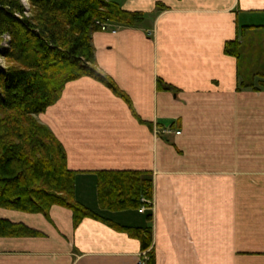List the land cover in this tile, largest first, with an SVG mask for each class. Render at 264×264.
<instances>
[{"label": "crops", "instance_id": "0c3cea01", "mask_svg": "<svg viewBox=\"0 0 264 264\" xmlns=\"http://www.w3.org/2000/svg\"><path fill=\"white\" fill-rule=\"evenodd\" d=\"M113 1L143 20L92 32L95 60L151 127L100 82L68 81L37 119L66 152L76 199L113 224L151 226L155 264H264V0ZM234 39L238 61L224 52ZM100 170L149 171L150 208L102 209ZM0 218L38 232L0 236V264L144 257L138 239L99 219L74 226L62 206L48 217L0 207Z\"/></svg>", "mask_w": 264, "mask_h": 264}, {"label": "trees", "instance_id": "16d2710c", "mask_svg": "<svg viewBox=\"0 0 264 264\" xmlns=\"http://www.w3.org/2000/svg\"><path fill=\"white\" fill-rule=\"evenodd\" d=\"M0 0V37L8 34L9 48L0 51V207L48 217L52 205L72 212L76 226L83 218L99 219L138 239L145 253L141 264H155L151 226L113 224L75 197V172L66 165V152L50 129L35 115L61 95L68 81L88 76L122 99L139 123L128 95L97 65L91 33L99 24L134 25L143 13L127 11L113 0ZM224 52L238 61L240 46L227 41ZM242 86H246L244 83ZM157 88L173 87L157 81ZM153 185L147 170H100L97 202L102 209L120 211L149 206ZM144 199V200H143ZM147 221L151 214L146 212ZM38 232L0 218V236Z\"/></svg>", "mask_w": 264, "mask_h": 264}, {"label": "rangeland", "instance_id": "374dc122", "mask_svg": "<svg viewBox=\"0 0 264 264\" xmlns=\"http://www.w3.org/2000/svg\"><path fill=\"white\" fill-rule=\"evenodd\" d=\"M21 2H22V4L24 5V7L26 8V11H25V14H30L29 12H28V9H29V2L27 1V0H21ZM106 26H107V24H105ZM108 28H106L105 30H107ZM100 30V29H99ZM105 30H101V31H105ZM10 39V37H9V35L8 34H3V35H1V37H0V51H2L3 49H7V48H9V40ZM258 48L259 49H264V42L263 43H259V46H258ZM256 63H258V64H263L262 62H263V60L262 59H256V61H255ZM5 65V60H4V57L0 54V66H4ZM83 77V76H82ZM88 77V76H87ZM78 79V78H77ZM117 97V96H116ZM59 99V98H58ZM57 99V100H58ZM56 100V101H57ZM55 101V102H56ZM54 102V103H55ZM53 103V104H54ZM52 105V104H51ZM50 106V105H49ZM47 108V107H46ZM45 111V110H44ZM41 113V112H40ZM35 118L37 119V114L35 115ZM38 120V119H37ZM39 121V120H38ZM40 122V121H39ZM155 129H157L156 127L155 128H153V132L154 133H158L159 132V130L157 131V132H155ZM145 202L147 203V204H149V206H145V207H147V208H150V204H151V200H145ZM144 254V258H145V253H143ZM140 263H141V261H140Z\"/></svg>", "mask_w": 264, "mask_h": 264}, {"label": "built area", "instance_id": "2783aa9c", "mask_svg": "<svg viewBox=\"0 0 264 264\" xmlns=\"http://www.w3.org/2000/svg\"><path fill=\"white\" fill-rule=\"evenodd\" d=\"M100 25V30H105L107 28V26L105 24H99ZM158 130L155 129V132H157ZM175 133H179V131H175ZM144 200V199H143ZM145 210V206H141L138 211L139 212H143Z\"/></svg>", "mask_w": 264, "mask_h": 264}]
</instances>
